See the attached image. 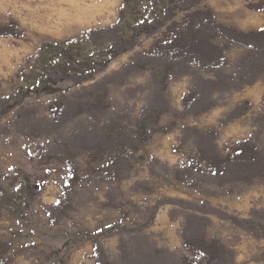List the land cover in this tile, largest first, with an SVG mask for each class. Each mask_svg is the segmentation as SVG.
<instances>
[{"label":"trees","instance_id":"16d2710c","mask_svg":"<svg viewBox=\"0 0 264 264\" xmlns=\"http://www.w3.org/2000/svg\"><path fill=\"white\" fill-rule=\"evenodd\" d=\"M246 1L250 9L264 10V0ZM119 9V16L111 24L92 27L66 40L44 42L26 57L27 66L19 85L11 93L0 96V119L19 108L11 124L0 125V134L50 136L84 115L85 124L81 121L70 128L66 142L58 139L56 149L41 154L64 155L68 147L103 152L105 175L112 180V176L117 178L133 169L139 145L155 133L159 118L171 112L165 92L172 80L196 67L202 71L183 101V113L197 116L220 104L217 94L254 84L264 74V28L245 31L220 22L205 0H123ZM21 35L15 22L0 24V36ZM143 37H155L148 49L138 52L120 70L96 79L112 60L139 45ZM234 43L246 49L235 69L228 71L227 52ZM146 71H152L153 97L140 114L133 115L129 108L109 97L110 85H122L131 73ZM65 81L79 88L57 96L49 104V116L41 115L38 105H27L32 95L49 94L50 84ZM250 107L249 103H239L222 119V124L244 115ZM258 119L264 120V115ZM183 136L182 143L192 140L195 154L190 155L182 169L174 167L173 173L187 172L190 186L237 184L241 192L259 177L264 178V149L254 136L238 141L227 153L219 147L217 129L201 131L190 126ZM62 142L64 145H60ZM67 187L63 185L64 190ZM35 197V188L26 180L9 190L0 182V217L14 215L23 219ZM219 214L255 237L264 238V209H253L249 217L220 211ZM211 223L209 215L195 212L187 215L182 233L191 255L180 257L151 243L148 235L144 241L134 242L139 249L130 250L133 240H127L123 235L127 227L118 222L80 229L72 233L71 239L76 245L94 240L97 264H234V253L229 246L220 237L207 235ZM115 234H121L122 238L119 259L114 261L99 238ZM10 246L0 241V252H8ZM11 261L9 257L0 264Z\"/></svg>","mask_w":264,"mask_h":264},{"label":"rangeland","instance_id":"374dc122","mask_svg":"<svg viewBox=\"0 0 264 264\" xmlns=\"http://www.w3.org/2000/svg\"><path fill=\"white\" fill-rule=\"evenodd\" d=\"M122 1L0 0V24L15 22L22 32L21 36H0V96L17 88L27 66L26 57L40 44L66 40L92 27L111 24L119 16ZM209 1L205 0L208 6ZM217 4L221 6L220 2ZM182 17L183 12L178 14L179 19ZM236 17L247 18L243 12H238ZM154 39L143 37L139 45L112 60L96 79L120 70L138 52L148 49ZM228 55L229 60H233L237 51L230 48ZM227 68L230 69V64ZM201 73L196 67L191 73L171 81L165 92L171 112L159 118L155 133L139 145L133 169L126 175L112 176V180L105 175L106 155L103 152L68 147V153L64 155L41 154L57 147L58 139L66 142L70 128L82 122L85 124L84 115L60 133L50 136L16 132L0 134V182L9 190L26 180L36 190L35 202L29 206L23 219L14 215L0 217V241L11 244L8 252H0V262L12 257L10 264H97L94 249H91L95 241L88 239L76 245L71 235L80 229L97 228L112 222L127 227L123 235L127 240H133L130 250L139 249L138 243L134 242L144 241L148 235L149 241L159 248L175 252L179 257L191 255L182 233L187 215L195 212L210 218L212 215L222 218L219 211L229 212L212 205L210 199L223 200L229 193L235 196L254 191L261 195L263 177L238 192L237 184L190 186L187 172L173 173L174 167L182 169L190 155L195 154L192 140L181 142L186 127L191 126L190 116H187L190 114L183 113V101ZM49 88L51 93L32 95L27 101V105H38L40 114L45 116L50 115L49 104L57 96L70 94L79 86L65 81L50 84ZM154 88L152 71L131 73L122 85H110L109 97L129 108L133 115H138L151 101ZM231 93L217 94L220 104L195 116V127L201 131L217 129L218 144L225 153L238 141L250 136H254L264 149V120L258 119L264 111L251 106L244 115L227 125L222 124L227 114L216 111L230 107ZM18 109L1 118L0 125L11 124ZM161 152L166 156H161ZM170 154L173 159L167 157ZM63 185L68 186L66 190ZM195 192L199 196L196 199L191 197ZM258 201L263 202L264 198ZM158 203L162 204L157 207ZM162 210H168L166 222L158 219ZM216 229L218 227L211 223L207 235L212 236ZM172 236L180 243L172 242ZM121 238V234L99 238L111 260L119 259Z\"/></svg>","mask_w":264,"mask_h":264},{"label":"crops","instance_id":"0c3cea01","mask_svg":"<svg viewBox=\"0 0 264 264\" xmlns=\"http://www.w3.org/2000/svg\"><path fill=\"white\" fill-rule=\"evenodd\" d=\"M219 2L221 4L220 7L217 4ZM208 4L214 10L216 18L220 22L226 23L228 25H235L245 31L260 30L264 28V10L250 9L247 6L246 0H210ZM238 12L245 13L247 18L238 19L236 17ZM232 48L237 51V55L233 60H229L230 69H227L230 71L235 69V65L246 49L244 46L237 43L232 44L231 49ZM227 56L230 58L228 52ZM231 63L234 65H231ZM229 100L230 107H228L226 110L218 109L216 112L228 114L241 102L250 103L252 109L264 111V74L260 76L254 84L247 85L246 87L239 90H234L231 93ZM187 116H190L188 117L190 118L191 122L189 124L195 127L197 123L195 116ZM160 155L166 156L163 152H161ZM167 157L173 159L172 154L168 155ZM93 158L94 157H92V159ZM261 193L262 194L260 195L258 191H254L249 194H237L235 196H232L229 193L226 199L210 200L212 205L224 209L230 214H235L240 217H249L250 212L254 207L264 208V201H258L261 197L264 198V187H262ZM195 195L191 197L195 199L199 197L196 192ZM167 217L168 210H162V212L158 214V219L160 221L166 222ZM211 220L212 224L216 225L218 229L214 230L212 236L209 237L213 238L218 236L229 246V248L234 253V264H264V238H257L252 233L244 230L242 227H239L223 218L212 215ZM179 241L180 240L177 237L172 236V242L180 243ZM91 249H94L93 245L91 246Z\"/></svg>","mask_w":264,"mask_h":264}]
</instances>
